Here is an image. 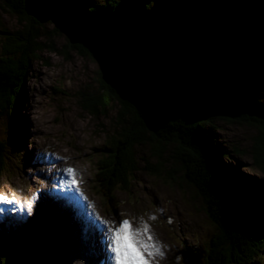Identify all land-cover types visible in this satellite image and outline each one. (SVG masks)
<instances>
[{
    "label": "trees",
    "instance_id": "obj_1",
    "mask_svg": "<svg viewBox=\"0 0 264 264\" xmlns=\"http://www.w3.org/2000/svg\"><path fill=\"white\" fill-rule=\"evenodd\" d=\"M0 1L23 23L11 33L3 31L7 36L0 51V117L6 116L12 129V143L20 147L17 117L19 120L22 88L34 58H39L46 48L56 51L54 46L40 41L41 37L49 40L52 33L60 31L54 26L49 33L43 23L28 15L24 0ZM117 3L113 0L97 5L115 6ZM187 5H201L219 33L207 31L205 40L200 42L197 38L189 39L176 19L177 11ZM149 7H155L153 9L159 12L165 8L166 24L159 23L160 35L168 43L177 40L176 49L181 50L183 56L202 58L221 67L227 64V56L231 53L244 48V54L251 52L250 56L260 61L262 81L250 91V98L264 113V102L256 97L259 88L264 86V47L261 45L264 40V2L257 5L246 0L235 8L224 0H152ZM69 47L91 55L81 45L69 44ZM100 81L103 91L86 89L80 94L92 114L111 103L119 106L114 136L107 147L113 152L98 164L101 171L97 182L101 189L109 191L117 184L127 187L140 169L139 163L144 162L146 167L143 165V169L150 168L153 174L167 173L172 183L182 181L191 187L214 228L203 247L201 259L194 249L187 247L189 259L183 255V263L187 259L192 264H264V179L247 173L240 164L229 162L231 158L250 154L254 166L264 174V117L216 113L194 120L185 117L175 103L163 104L157 110L138 107L134 101L119 97L101 75ZM218 116L234 118L258 128L260 133L253 138L247 153L237 145L227 143V146L218 139V126L213 121ZM145 144L151 146V157L140 156L136 151L137 146ZM9 147L0 139V174ZM151 158H155L157 164H152ZM51 221L55 220L48 209L39 210L30 221L31 225L26 223L22 228L24 240L17 254L1 242L0 264H55L58 251L53 241L56 238L46 230ZM192 252L194 255H190Z\"/></svg>",
    "mask_w": 264,
    "mask_h": 264
},
{
    "label": "rangeland",
    "instance_id": "obj_2",
    "mask_svg": "<svg viewBox=\"0 0 264 264\" xmlns=\"http://www.w3.org/2000/svg\"><path fill=\"white\" fill-rule=\"evenodd\" d=\"M111 1L113 0H95V4L105 5ZM224 1L234 5L235 8L236 5L246 2V0ZM247 1L257 5L264 2V0ZM203 16L201 22L198 20V24V21L189 22V25H194L196 32L194 34L200 37H203L207 31L218 34L219 30L208 21L211 18L206 14ZM22 24L20 17L0 1V51L6 33L20 28ZM43 24L49 33L55 28L50 19L45 20ZM179 24L184 25L183 22ZM40 41L54 46L56 51L50 48L43 49L39 58H34L32 61L30 72L26 77L20 96L19 120L17 117V137L20 147L12 143L10 137L12 129L6 116L0 117V139L10 146L0 174V196L6 195L12 198L15 196L14 200L20 201V203L3 204L8 208L5 211L1 209L0 229H4L3 232L7 231L10 237L4 236L3 239L0 238V242H4L6 246L5 238H7L10 251L14 249L13 253L17 254L22 246L24 234L22 227L19 226L22 225L21 223L14 224V227L17 226L20 231L11 232L12 222L8 221L10 215H13L14 220L19 217L23 221L27 215L26 218L29 217V221H32L33 216L45 208L58 222L54 224L55 226L51 224L46 228L47 231L52 232L54 239L56 238L53 241L58 251L55 264H82L79 255L82 256L80 249L85 251L84 248H89L93 252L91 264H95L97 260H105L111 264L105 251L106 233L101 220L112 221L120 218L132 220L137 227L140 224L138 218H143L149 224L154 241L159 242L160 250L164 253L163 259L156 258L152 264H185L186 261L187 264H192L187 260L189 259L185 251L187 247L194 249L199 255L198 259H201L203 247L214 233V228L201 208L199 197L191 187L182 184V181L177 184L172 183L167 173L153 174L150 168L143 169V165L146 167L144 162L139 163L140 169L126 184L127 187L117 184L109 191H103L101 185H98L97 175L101 171L98 164L113 152L107 147L109 139L114 136V122L119 106L111 103L109 107L101 108L98 113L92 114L90 109L85 107L80 92L86 89L103 91L97 61L92 55L82 54L77 49L69 47L70 41L61 32L52 33L49 40L42 36ZM257 94L255 93L256 97L264 102V86L259 88ZM231 119L234 118L214 117V124L218 126V139L224 141L226 145L227 143L237 145L247 153L253 138L260 132L257 127ZM150 147V144L139 145L136 151L140 156L151 157ZM150 161L152 164H157L155 158H151ZM65 162L70 164L75 162L76 168L81 170V173L75 177L77 182L81 183L76 202L77 212L74 209L71 213L66 212L70 209L67 199L64 200L65 206L60 207L61 211L65 212H59L57 208L52 209L44 200V197L46 198L50 193L49 190L45 191L51 187L50 183L52 186L56 185L53 187L55 192L50 189L52 193L59 192L56 188H60V183L67 185L65 178L59 180L56 176L59 169L64 168ZM229 162L240 164L247 173L264 179V174L254 166L250 154L231 158ZM44 184L48 187H43ZM86 199L92 207H89ZM72 203L75 204L74 201ZM15 208L24 213L16 214ZM148 214L155 215L156 220L149 221ZM88 219L90 227L88 223L86 228H89L85 230L83 225L82 230L81 222ZM75 224L78 226L74 227ZM91 231L96 234L93 236L91 233L90 236ZM86 237L95 239L88 244ZM102 239L105 241V246L103 243L101 245ZM92 244L94 248L91 247ZM183 255L187 258L184 263ZM190 255H194L193 252ZM177 256L180 257L179 261L176 260Z\"/></svg>",
    "mask_w": 264,
    "mask_h": 264
},
{
    "label": "water",
    "instance_id": "obj_3",
    "mask_svg": "<svg viewBox=\"0 0 264 264\" xmlns=\"http://www.w3.org/2000/svg\"><path fill=\"white\" fill-rule=\"evenodd\" d=\"M24 1L28 15L40 23L50 19L71 44L87 49L103 81L138 107L157 110L175 103L194 120L216 113L264 117L250 98V91L262 81L260 61L251 52L244 54L245 48L227 56L229 63L221 67L183 56L176 49L177 40L170 44L160 35L158 26L166 24V10L149 7L152 0H119L103 7L95 0ZM204 14L201 5L177 11L178 23H184L178 25L189 39L205 40L206 35L194 34V25H189Z\"/></svg>",
    "mask_w": 264,
    "mask_h": 264
},
{
    "label": "snow or ice",
    "instance_id": "obj_4",
    "mask_svg": "<svg viewBox=\"0 0 264 264\" xmlns=\"http://www.w3.org/2000/svg\"><path fill=\"white\" fill-rule=\"evenodd\" d=\"M66 177V183L69 187L74 188L79 192L77 187V180L75 179L77 173L71 167H66L61 170ZM20 203L19 200L10 201L8 196H0V203ZM31 203L29 202V208ZM89 207H92L89 203ZM123 215V214H121ZM149 221H155L156 216L148 214ZM99 219V217H97ZM140 220L139 226H134L133 221L127 218H120L118 220H101L105 227V251L111 264H152L156 258L163 259L164 253L160 250L158 241H154L151 234L149 224L143 218ZM171 223V221H168ZM179 261L180 257L177 256ZM187 264V261L185 262Z\"/></svg>",
    "mask_w": 264,
    "mask_h": 264
},
{
    "label": "bare ground",
    "instance_id": "obj_5",
    "mask_svg": "<svg viewBox=\"0 0 264 264\" xmlns=\"http://www.w3.org/2000/svg\"><path fill=\"white\" fill-rule=\"evenodd\" d=\"M74 45V44H73ZM102 78V77H101ZM176 141V140H175ZM56 162H57V159H56ZM60 164V163H59ZM67 165V166H66ZM64 168H66V167H71L72 169H74L75 170V172L77 173V175L78 174H80L81 173V170L79 169V168H76V165H75V162H73V164H70L69 162H65L64 163ZM63 168H61V169H59V171H58V173H57V178L60 180V179H63V178H65V182H66V177H65V174L61 171ZM77 175H76V177H77ZM47 176V175H46ZM55 182V181H54ZM59 184V183H58ZM61 184H63V183H60L59 185H60V188H56L58 191L60 190V192H56V193H52V192H50L49 194H48V196L45 198L44 197V200L45 201H47L48 203H49V205H50V207H52V209H54V210H56V208L59 210V212H65L64 210H62L61 211V209H60V207L61 206H65V203H64V200L65 199H67V201H68V207H70V209H68V210H66V212H69V213H71L72 212V210L74 209V211L75 212H77L78 210H77V207H76V202H77V198H78V192L74 189V188H72V187H69L68 185H65V187L63 188L62 186H61ZM77 185H78V188L81 186V183H80V181H78L77 182ZM53 187H56V185H54ZM47 190H49V189H46L45 191H47ZM66 192H68V193H66ZM244 192V191H243ZM2 196V195H1ZM61 197H63V198H61ZM14 199H16L15 198V196L12 198V197H9V200H11V201H13ZM74 201V203L75 204H73L72 202ZM86 201H87V203H88V200L86 199ZM66 202V201H65ZM71 202V204H69ZM10 203H12V202H10ZM3 204L4 203H0V216H1V214H2V210L1 209H3L4 211L8 208L7 206H3ZM89 204V203H88ZM9 205V204H8ZM44 206V205H43ZM63 208V207H62ZM16 210H15V213L16 214H22V213H24L22 210H18L17 208H15ZM9 211H10V209H9ZM36 215V214H35ZM34 215V216H35ZM33 216V217H34ZM79 220V219H78ZM81 221V220H80ZM30 222V221H29ZM52 223V225L53 224H58V222H56V221H51ZM27 222H24V224H22V225H19V226H21L22 228L25 226V224H26ZM82 223V222H81ZM51 224H48V226L49 225H51ZM44 226V225H43ZM74 227H77L78 225H73ZM22 232H23V230H22ZM30 232V231H29ZM41 232V231H40ZM49 232V231H48ZM51 233V232H50ZM47 234V233H46ZM53 237V236H52ZM5 241H6V243L8 242V239L7 238H5ZM1 243V242H0ZM7 246H8V244H6ZM92 248H94V246H93V244H92V246H91ZM0 248H1V246H0ZM95 256H96V254H95Z\"/></svg>",
    "mask_w": 264,
    "mask_h": 264
}]
</instances>
